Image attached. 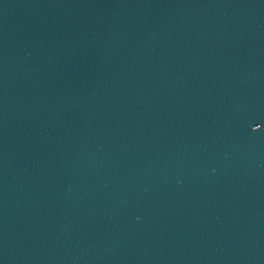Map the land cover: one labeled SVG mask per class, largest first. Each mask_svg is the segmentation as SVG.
<instances>
[{
    "label": "water",
    "instance_id": "obj_1",
    "mask_svg": "<svg viewBox=\"0 0 264 264\" xmlns=\"http://www.w3.org/2000/svg\"><path fill=\"white\" fill-rule=\"evenodd\" d=\"M0 264H264V0H0Z\"/></svg>",
    "mask_w": 264,
    "mask_h": 264
}]
</instances>
